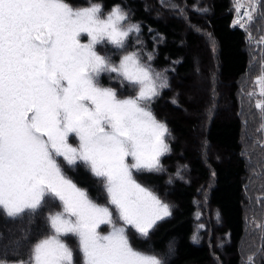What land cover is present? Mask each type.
<instances>
[{"label": "snow or ice", "instance_id": "1", "mask_svg": "<svg viewBox=\"0 0 264 264\" xmlns=\"http://www.w3.org/2000/svg\"><path fill=\"white\" fill-rule=\"evenodd\" d=\"M234 3V26L247 31L254 19H264V0ZM102 13L93 3L74 8L66 0H0V208L13 218L38 212L46 198L62 208L46 217L53 234L18 264H76L65 237H75L83 264H162L135 248L129 233L146 239L171 215L134 176L161 171V157L170 151L168 128L151 110L167 80L136 52L116 63L97 51L110 45L115 55L130 33L139 32L138 25L125 26L128 14L119 5ZM257 43L264 45V37ZM104 74L126 83L135 96L121 98L103 86ZM255 83L264 97V65ZM255 107L264 119V99ZM60 157L101 178L108 205L68 178ZM102 225L109 226L107 234Z\"/></svg>", "mask_w": 264, "mask_h": 264}, {"label": "trees", "instance_id": "2", "mask_svg": "<svg viewBox=\"0 0 264 264\" xmlns=\"http://www.w3.org/2000/svg\"><path fill=\"white\" fill-rule=\"evenodd\" d=\"M66 2L74 8L100 4L103 15L119 5L128 14L125 26L138 25L139 32L130 33L126 48L115 55L110 45L99 46L98 51L116 63L124 53L136 52L142 63L164 73L169 81L151 104L155 117L168 128L170 151L161 157L167 171L134 176L170 205L171 215L146 239L134 232L132 245L157 256L162 264H243L241 247L250 218L245 214L248 163L241 146L244 126L239 81L247 76L252 62L249 34L232 26V0ZM172 3L177 8L166 6ZM200 30L208 31L207 36ZM100 82L114 88L120 97L127 92L136 94L126 83L122 86L117 79L109 80L108 74ZM60 163L68 178L94 201L105 204L99 179L82 165ZM179 167L186 175L169 180ZM61 210L52 198H46L38 212L26 210L15 218L0 208V261H28L35 244L53 234L46 217Z\"/></svg>", "mask_w": 264, "mask_h": 264}, {"label": "rangeland", "instance_id": "3", "mask_svg": "<svg viewBox=\"0 0 264 264\" xmlns=\"http://www.w3.org/2000/svg\"><path fill=\"white\" fill-rule=\"evenodd\" d=\"M232 2L234 3V0H232ZM245 3H246V0H245ZM166 6L170 7L171 10L177 8L176 5H174L173 3L166 4ZM234 8H235V3H234ZM167 9L170 10L169 8ZM164 10L166 11V9ZM235 15H236V12L234 16ZM199 32L204 37H206L207 36L206 34L208 31L206 32L204 30H200ZM249 32L251 33V36H252V39L248 40V50H249L250 58L252 62L251 69L249 70V73L247 74V76H245L243 79L239 81V88H240L239 89V93H240L239 95L240 111L239 112H240V116L242 119L241 121H243V126H244L243 133H241L242 134V138H241L242 145L241 146L243 149V155L245 157L244 159H246L248 163V166H247L248 178H247V183H246L247 189H246V196H245L246 197L245 214L246 216L250 218V219H247L248 220L247 222H249L247 226V233H246L247 237H246V241L243 243L241 247V254L243 258L242 259L243 264H249L250 258H251V264H264V259L262 256V252H263L262 245H264V131L261 130V125L264 124V119H262V114L260 110H258L255 107L257 100L264 99V97H261L259 95V87L255 83L256 78L261 75V65H264V58H262L261 56V52L264 51V45L258 46V43H257L261 37H264V19H260V18L254 19L253 26L251 30H249ZM82 42H87L86 38L82 37ZM98 47L99 46H97V51H98ZM212 48L214 49L213 45H212ZM152 70L154 73H159L162 78H166L167 80V76L164 73L158 72L155 69H152ZM109 80H112V79H109ZM200 80H202V76ZM167 85H169L168 80H167ZM105 87H109V86H105ZM250 93H253L254 95L250 96L249 95ZM121 95H122L121 98H124V97L130 96V93L127 92V95H123V94ZM158 121L162 122L160 120ZM166 135L167 133L165 134V142L167 143ZM69 143H71L74 147L78 146V140L74 137H70ZM203 153H206V150ZM61 160L63 161L62 157L58 158L59 162ZM63 162L68 167H75V166H69L65 161ZM77 165L84 166L80 162H78ZM161 165H162V169L164 171H167L165 169L166 165H163L162 163ZM84 167L89 171L90 175H92L96 179H99L101 182V178L95 177L87 166H84ZM185 175L186 174L183 171V169L179 167L177 169L176 174H172V175L170 174L168 176V179L173 180L177 177H183ZM212 182L213 180L210 181L206 192H209L212 186ZM100 188H102V194L106 200L105 204L100 202L97 198H96L97 201L95 200V202H98V204H102V205H108L107 194L103 190L102 183H100ZM167 205L169 206V210L171 212L170 205L168 203ZM166 218H164L163 220H165ZM207 219L208 218H206V220ZM163 220L158 221L157 224L162 222ZM206 220L205 222H203V224L207 222ZM200 228H203V225H201ZM100 230L102 234H107V232L110 231V228L107 225H102ZM133 233L134 231L129 233V238H131L130 236ZM64 239H65V242L70 247H72L74 251V259L76 261V264H83L82 253L79 252L78 247H77V250L75 249V246L77 245V241L75 237H65ZM15 264H18V263H15Z\"/></svg>", "mask_w": 264, "mask_h": 264}, {"label": "built area", "instance_id": "4", "mask_svg": "<svg viewBox=\"0 0 264 264\" xmlns=\"http://www.w3.org/2000/svg\"><path fill=\"white\" fill-rule=\"evenodd\" d=\"M243 12H244V9H242V10H241V13H240V15H243Z\"/></svg>", "mask_w": 264, "mask_h": 264}]
</instances>
